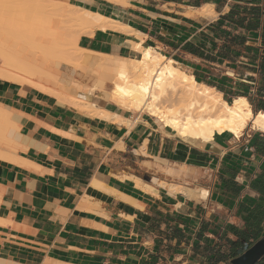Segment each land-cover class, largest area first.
I'll use <instances>...</instances> for the list:
<instances>
[{
    "label": "crops",
    "instance_id": "obj_1",
    "mask_svg": "<svg viewBox=\"0 0 264 264\" xmlns=\"http://www.w3.org/2000/svg\"><path fill=\"white\" fill-rule=\"evenodd\" d=\"M89 1L68 5L112 25L80 49L152 48L264 111V0ZM74 97L0 81L20 134L0 159V264H229L264 237L263 132L191 145L97 91Z\"/></svg>",
    "mask_w": 264,
    "mask_h": 264
},
{
    "label": "bare ground",
    "instance_id": "obj_2",
    "mask_svg": "<svg viewBox=\"0 0 264 264\" xmlns=\"http://www.w3.org/2000/svg\"><path fill=\"white\" fill-rule=\"evenodd\" d=\"M49 1L32 0L33 6L28 11L31 14L26 12L27 15L0 3L4 5L0 8V28L9 27L19 36L18 41L0 37V81L49 89L45 92L62 102L64 95H71L70 102L79 91H97L105 99L134 112L140 121L143 115L157 118L166 134L191 145L213 141L218 135L240 138L248 127L264 133V111L255 113L247 98H236L228 103L221 93L198 83L172 59L152 48L136 46L137 56L133 59H114L80 49L78 41L82 35L112 24L100 15L74 6L70 12L75 14L64 15L61 11L59 15L57 7ZM5 11H10L11 15ZM22 16H26L24 22ZM59 17L80 27V31L70 35L58 32ZM80 71H85L91 79L96 77L89 89L80 84L76 87L74 77ZM43 84L53 85V89ZM8 111L7 106L0 105V123L5 122V128L0 125L2 160L9 158L10 146L15 145L20 135L14 129L18 124ZM6 122H10L11 127L6 128Z\"/></svg>",
    "mask_w": 264,
    "mask_h": 264
},
{
    "label": "rangeland",
    "instance_id": "obj_3",
    "mask_svg": "<svg viewBox=\"0 0 264 264\" xmlns=\"http://www.w3.org/2000/svg\"><path fill=\"white\" fill-rule=\"evenodd\" d=\"M6 1V2H5ZM34 1V0H33ZM4 2V3H3ZM12 2V3H11ZM50 2V4H52V5H55L56 7H57V9H58V14H59V12H60V14L59 15H61V11H62V14H64V15H73V14H75V12H73L72 10V12H70V9H71V6L70 5H67L68 4V0H50L49 1ZM0 3H2V4H5L6 6L9 4V6H11L12 7V9H14V11L16 10L17 12H25V14L27 15V13L26 12H28L29 11V9H31L30 7H31V5L33 6V4H32V0H4V1H1ZM34 3V2H33ZM2 4H0V8H1V6H4V5H2ZM5 6V7H6ZM59 7V8H58ZM67 7V8H66ZM10 7H8V9H9ZM34 8V7H33ZM11 9V10H12ZM34 10V9H33ZM68 11V12H67ZM2 12V11H1ZM6 12V11H5ZM32 12V11H31ZM64 12V13H63ZM69 12H70V14H69ZM7 13V15L8 14H10L11 15V12L9 11V12H6ZM28 13H30V12H28ZM72 13V14H71ZM5 14V13H4ZM31 14V13H30ZM1 15V14H0ZM23 15V14H22ZM29 15V14H28ZM33 15V14H32ZM31 15V16H32ZM12 16H14V15H12ZM18 17H19V15H17ZM15 17L16 16H14L13 18L15 19ZM23 18V22H24V19H25V17L26 16H22ZM27 18H28V16H27ZM30 18V17H29ZM29 18H28V20H29ZM60 19H63V20H60ZM16 20H18V19H16ZM20 20V19H19ZM60 20V21H59ZM57 22H58V28H60L59 29V31L58 32H63V33H66V34H72V32H77V30L78 31H80V27L78 28L75 24H73V23H71V22H69V21H67V20H65L64 18H61V17H59L58 18V20H57ZM64 23H66V24H64ZM67 26V27H66ZM70 26H71V28H70ZM62 27V28H61ZM57 28V27H56ZM62 29V30H61ZM65 29V30H64ZM69 34V35H70ZM0 37L1 38H4V37H6V38H9V39H11V40H14V41H18L19 40V36L17 37V35L15 36V33L13 32L12 33V31H11V29H9V27H2V28H0ZM20 42V41H19ZM19 42H18V44H19ZM15 45L16 46H18L17 45V42L15 43ZM15 46V47H16ZM79 70H81V69H79ZM85 71H80V72H78V74H79V76H78V74H76L75 75V77H74V79H75V82L78 84L76 87H79V84H80V87L82 86V88H84V86H85V88L84 89H86L87 87H92L94 84H95V81H96V77L95 78H93L92 77V79H91V77H88L87 75H86V73H84ZM83 75H82V74ZM81 74V75H80ZM85 74V75H84ZM131 77L133 76V73L131 72V75H130ZM88 79V80H87ZM131 79H133V77L131 78ZM92 80V81H91ZM79 82V83H78ZM43 85H47L48 86V84H43ZM46 86V87H47ZM50 86V87H49ZM48 86V88H52L53 87V85L51 86V85H49ZM54 88H55V86H54ZM41 90H43V91H47V90H49V89H43V88H40ZM53 89V88H52ZM51 89V90H52ZM83 89V90H84ZM87 89H89V88H87ZM78 93V92H77ZM69 95V94H68ZM64 95V99H65V103H68V99H70L71 98V95ZM68 97V98H67ZM67 101V102H66ZM253 109V111L255 112V110H254V108H252ZM5 110V109H4ZM11 115H12V113H11V111H8ZM155 119H157V118H155ZM158 120V119H157ZM159 121V120H158ZM160 122V121H159ZM5 122H2V123H0V125H2V126H4V128H5V124H4ZM4 124V125H3ZM11 123L10 122H6V128L8 127V126H10L11 127V125H10ZM1 126V127H2ZM3 128V129H4ZM14 129H17V130H15V131H17L18 132V128L15 126V128ZM253 131H257V130H253V129H251V127H248L245 131H244V133L243 134H245V133H251V132H253ZM227 135H229V134H227ZM10 150L11 151H14L15 150V146L14 145H12V148H11V146H10ZM257 264H264V260L262 259V260H260Z\"/></svg>",
    "mask_w": 264,
    "mask_h": 264
},
{
    "label": "water",
    "instance_id": "obj_4",
    "mask_svg": "<svg viewBox=\"0 0 264 264\" xmlns=\"http://www.w3.org/2000/svg\"><path fill=\"white\" fill-rule=\"evenodd\" d=\"M264 258V237L229 264H257Z\"/></svg>",
    "mask_w": 264,
    "mask_h": 264
},
{
    "label": "trees",
    "instance_id": "obj_5",
    "mask_svg": "<svg viewBox=\"0 0 264 264\" xmlns=\"http://www.w3.org/2000/svg\"><path fill=\"white\" fill-rule=\"evenodd\" d=\"M228 102H229V101H228ZM229 103L231 104V102H229ZM258 112H259V111H258ZM255 113H257V112H255ZM263 153H264V148H263ZM261 189H262L263 192H264V177H263V183H262ZM260 222H262V223L264 224V212H263V214H262L261 217H260ZM261 238H263V237H260V239H261ZM260 239H258V240H260ZM258 240H257V241H258ZM257 241H256V242H257ZM251 247H252V246H251ZM251 247H249V248H251ZM249 248H248V249H249ZM248 249H247V250H248ZM247 250H246V251H247ZM263 260H264V259H263Z\"/></svg>",
    "mask_w": 264,
    "mask_h": 264
},
{
    "label": "flooded vegetation",
    "instance_id": "obj_6",
    "mask_svg": "<svg viewBox=\"0 0 264 264\" xmlns=\"http://www.w3.org/2000/svg\"><path fill=\"white\" fill-rule=\"evenodd\" d=\"M262 259H264V258H262ZM262 259H261V260H262Z\"/></svg>",
    "mask_w": 264,
    "mask_h": 264
}]
</instances>
